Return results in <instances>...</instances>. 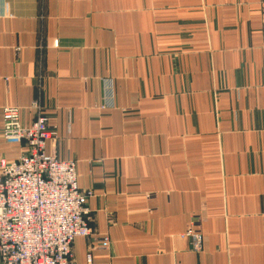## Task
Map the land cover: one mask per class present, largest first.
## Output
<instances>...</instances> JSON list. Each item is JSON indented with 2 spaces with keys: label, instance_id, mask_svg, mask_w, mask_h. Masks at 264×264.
<instances>
[{
  "label": "crops",
  "instance_id": "1",
  "mask_svg": "<svg viewBox=\"0 0 264 264\" xmlns=\"http://www.w3.org/2000/svg\"><path fill=\"white\" fill-rule=\"evenodd\" d=\"M34 101L92 193L73 264H264V0H0V159Z\"/></svg>",
  "mask_w": 264,
  "mask_h": 264
},
{
  "label": "built area",
  "instance_id": "2",
  "mask_svg": "<svg viewBox=\"0 0 264 264\" xmlns=\"http://www.w3.org/2000/svg\"><path fill=\"white\" fill-rule=\"evenodd\" d=\"M30 109L35 116L29 127L22 125L19 108L3 109L4 140L24 151L13 160L0 159V264H73L74 241L92 234V193L80 189L75 161L48 153L58 133L40 102ZM182 237L202 250L204 236L195 222Z\"/></svg>",
  "mask_w": 264,
  "mask_h": 264
}]
</instances>
